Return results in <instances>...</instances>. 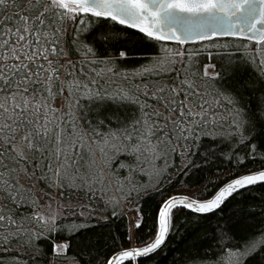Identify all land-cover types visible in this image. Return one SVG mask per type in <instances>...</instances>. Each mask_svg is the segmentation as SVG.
<instances>
[{"label": "snow or ice", "instance_id": "6c2138e0", "mask_svg": "<svg viewBox=\"0 0 264 264\" xmlns=\"http://www.w3.org/2000/svg\"><path fill=\"white\" fill-rule=\"evenodd\" d=\"M257 156L264 0H0V264H141L181 223L206 241L183 264H264V204L242 197L264 183ZM193 157L235 171L163 196L145 241L154 178Z\"/></svg>", "mask_w": 264, "mask_h": 264}, {"label": "trees", "instance_id": "16d2710c", "mask_svg": "<svg viewBox=\"0 0 264 264\" xmlns=\"http://www.w3.org/2000/svg\"><path fill=\"white\" fill-rule=\"evenodd\" d=\"M141 47L143 48V55L137 56L134 60L129 61V64L146 63L147 56L155 53V50L150 44H145ZM236 55L239 56L240 52L237 51ZM217 59L218 57L216 56V50H213V56L211 59H209L201 52L199 63L201 65L209 62L217 63ZM244 75H247V73H245ZM101 87H105V85H101ZM81 103H86V98H81ZM221 147H223V145H221ZM193 160L196 161L198 167H192L188 169L186 175L181 174V169L179 167L170 166L168 168L167 177L160 176L154 178V182L155 180H159L162 186L159 188L158 192L152 193L142 201V210L145 213V223L142 225L139 231L145 241H147L152 235L155 208L158 201L163 196L174 192L194 193L198 188H204L207 180L210 177L216 178L217 183L209 184L208 188L209 190L215 189L219 183H223L224 181L229 179L231 174L235 171V169L230 163L227 162L226 159L217 160L215 166L211 168L200 164L197 157H193ZM173 164H179L178 157L173 156ZM245 167L252 170L264 168V157L257 156L255 159L247 160L245 162ZM140 179L145 180L146 177L144 175H141ZM192 185H195V187H193ZM242 197L243 201L247 202L250 209H254L257 212V218H260L259 206L264 204V183L249 187L248 189L243 191ZM236 199V195H233V197H231L224 205L221 206L224 210V214H228V212L237 207V205L233 203V201H235ZM126 208L127 207L125 206V212ZM181 215H190V213L187 210H184ZM115 223V230L118 236L121 240H124L125 229L123 225L124 223H126L125 218L121 216L118 220L115 221ZM180 229L181 232H177L169 237L165 247L162 250L156 252L155 254L147 256L141 261V264H183V261L179 259L181 254L187 255L189 251L194 250L196 246L206 243V241H200L198 239V235L202 230H185V226L183 223L180 224ZM108 239H111L110 235L108 236ZM128 243V241L124 240L125 246H127ZM101 249L102 252L107 251V249L103 248V245H101Z\"/></svg>", "mask_w": 264, "mask_h": 264}, {"label": "rangeland", "instance_id": "374dc122", "mask_svg": "<svg viewBox=\"0 0 264 264\" xmlns=\"http://www.w3.org/2000/svg\"><path fill=\"white\" fill-rule=\"evenodd\" d=\"M208 64H212L211 62H209ZM210 71L212 70L211 68L209 69ZM132 210L126 208V212H128L129 214L131 213Z\"/></svg>", "mask_w": 264, "mask_h": 264}, {"label": "water", "instance_id": "95a60500", "mask_svg": "<svg viewBox=\"0 0 264 264\" xmlns=\"http://www.w3.org/2000/svg\"><path fill=\"white\" fill-rule=\"evenodd\" d=\"M172 43H174V42H172ZM258 184H262V183H257V184H255V185H258ZM255 185H254V186H255ZM234 195H235V194H234ZM230 198H231V197H230ZM230 198H229V199H230ZM150 255H152V254H150ZM150 255H149V256H150Z\"/></svg>", "mask_w": 264, "mask_h": 264}]
</instances>
